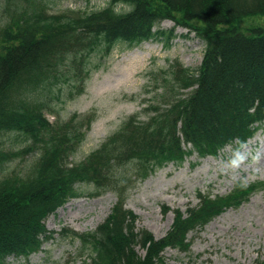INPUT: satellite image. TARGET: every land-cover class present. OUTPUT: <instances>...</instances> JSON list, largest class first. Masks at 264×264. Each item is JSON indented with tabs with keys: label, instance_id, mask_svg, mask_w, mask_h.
Segmentation results:
<instances>
[{
	"label": "trees",
	"instance_id": "trees-1",
	"mask_svg": "<svg viewBox=\"0 0 264 264\" xmlns=\"http://www.w3.org/2000/svg\"><path fill=\"white\" fill-rule=\"evenodd\" d=\"M19 1H13L17 12L0 30V136L14 133L27 144L18 152L0 150V165L29 152L38 157L26 174L0 178V264L40 252L52 235L46 220L85 183L118 197L95 231L69 235L90 254L85 264H166V247L187 252L191 231L264 186V181L238 184L223 196L199 191V203L186 214L175 210L171 231L159 240L136 227L137 215L124 198L130 183L167 164H182L194 154L217 156L229 145L242 147L264 127V27L242 24L245 18L264 17V0H111L98 10L60 13L50 12L45 0L30 11ZM119 4L128 8L117 10ZM164 20L205 43L201 65H171L161 100L146 107L145 119L129 117L99 148L73 161L87 128L74 117L51 122L47 113L56 112L37 92L67 80L71 72L75 85L82 86L93 53L155 39L165 33L157 30ZM128 166L133 174L125 179ZM140 244L147 248L144 257L136 249Z\"/></svg>",
	"mask_w": 264,
	"mask_h": 264
},
{
	"label": "rangeland",
	"instance_id": "rangeland-1",
	"mask_svg": "<svg viewBox=\"0 0 264 264\" xmlns=\"http://www.w3.org/2000/svg\"><path fill=\"white\" fill-rule=\"evenodd\" d=\"M13 1L0 0V30L9 22L10 15L17 12ZM38 1L17 3L30 11ZM110 1L45 0L44 3L50 12L60 13L98 10ZM127 8L124 4L117 6V10ZM242 24L244 28L264 27V17L245 18ZM157 28L165 33L132 48L120 44L109 54L93 53L82 86L75 85L71 72L67 80L62 77L59 83L37 92V98L44 99L56 112L48 111L51 122L74 117L87 128L73 161L83 160L99 148L129 117L141 114V119H145L146 107L161 100L163 77L171 65L176 62L189 68L201 65L206 46L194 32L172 20H164ZM26 144L23 136L14 133L0 136V150L18 152L24 150ZM237 154L243 160L233 166L231 162ZM37 157L38 152L12 157L5 165H0V178L12 173L26 174ZM125 169L126 179L133 174V168ZM262 181L264 127L242 147L229 145L219 155L204 158L194 154L182 164L169 163L134 185L130 183L124 194L125 206L137 215L136 227L159 240L171 231L175 210L186 214L188 207L199 203V191L223 196L238 184ZM79 190L78 196L46 220L52 235L42 250L28 258L11 257L6 264H85L84 259L90 254L83 250L79 239L69 235L72 231H95L110 215L118 197L110 189H96L88 183L80 185ZM164 207L169 210L166 212ZM188 239L191 247L187 252L165 248L166 264H256L264 260V186L239 207H231L202 228L191 231ZM136 249L143 257L147 253L142 244Z\"/></svg>",
	"mask_w": 264,
	"mask_h": 264
},
{
	"label": "clouds",
	"instance_id": "clouds-1",
	"mask_svg": "<svg viewBox=\"0 0 264 264\" xmlns=\"http://www.w3.org/2000/svg\"><path fill=\"white\" fill-rule=\"evenodd\" d=\"M243 160V157L240 156L239 154L236 155V158L232 160V164L233 166H237L239 162H241Z\"/></svg>",
	"mask_w": 264,
	"mask_h": 264
}]
</instances>
